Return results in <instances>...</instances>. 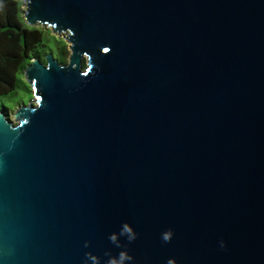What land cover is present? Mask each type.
I'll return each instance as SVG.
<instances>
[{"label":"water","instance_id":"1","mask_svg":"<svg viewBox=\"0 0 264 264\" xmlns=\"http://www.w3.org/2000/svg\"><path fill=\"white\" fill-rule=\"evenodd\" d=\"M24 1L71 54L0 112V264H264V0Z\"/></svg>","mask_w":264,"mask_h":264},{"label":"trees","instance_id":"2","mask_svg":"<svg viewBox=\"0 0 264 264\" xmlns=\"http://www.w3.org/2000/svg\"><path fill=\"white\" fill-rule=\"evenodd\" d=\"M22 5L23 0H0V112L10 120L9 111L24 102L20 100L11 106L3 98L17 94L25 82V69L32 59L39 57L46 61L49 51L61 62H67V44L54 48L46 37L44 26L26 22Z\"/></svg>","mask_w":264,"mask_h":264},{"label":"rangeland","instance_id":"3","mask_svg":"<svg viewBox=\"0 0 264 264\" xmlns=\"http://www.w3.org/2000/svg\"><path fill=\"white\" fill-rule=\"evenodd\" d=\"M22 8H23V12L26 11V9H27V6H26L24 0H23ZM34 26H44L45 27L44 30L46 31V37L49 38V41H50V43L52 44V46L54 48H57L58 46H63V45H65V43L67 44L65 55H66L67 62H69L71 50L69 48L70 43L67 40L68 31L63 30L60 33L53 32V30H52L53 28L50 27V25H47V24L46 25L34 24ZM52 34L55 35V36H53ZM84 62H85L84 64L87 65V63H88V58L87 57H84ZM34 95L35 94H34V91L32 90V86L25 79V82L23 83V85H21V87L18 89L17 94H14L12 96H6V97L3 98V100L5 102H7L8 104H10L11 106L16 104L20 100L23 101L24 103H28L29 101H31L32 103H36L37 97H35ZM18 107L19 106H17L15 109L13 108V110L9 111V113L11 115L10 116L11 120L14 122V124L18 123V121L14 117V113H15V111H17Z\"/></svg>","mask_w":264,"mask_h":264},{"label":"clouds","instance_id":"4","mask_svg":"<svg viewBox=\"0 0 264 264\" xmlns=\"http://www.w3.org/2000/svg\"><path fill=\"white\" fill-rule=\"evenodd\" d=\"M125 231H130V230L126 228ZM129 239H134V237L133 236H130ZM164 239L165 240H168L169 237L167 235H165ZM91 259L95 262L96 257L91 256ZM125 259H129L130 260L131 257H126L125 254L123 252H121L120 255H119V260L122 262ZM109 264H116V261L115 260H112V261L109 262Z\"/></svg>","mask_w":264,"mask_h":264}]
</instances>
